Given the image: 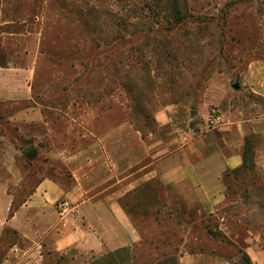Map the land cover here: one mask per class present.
Returning a JSON list of instances; mask_svg holds the SVG:
<instances>
[{"label":"rangeland","instance_id":"374dc122","mask_svg":"<svg viewBox=\"0 0 264 264\" xmlns=\"http://www.w3.org/2000/svg\"><path fill=\"white\" fill-rule=\"evenodd\" d=\"M37 35L30 98L0 101V171H15L12 211L41 177L69 182L54 151L87 148L124 124L166 139L211 106L225 120L264 110V97L252 89L264 90V0H46ZM31 105L42 122L20 131L9 118ZM157 186L121 200L142 233L132 247L57 251L50 232L39 264H102L109 256V264H178L179 246L222 259L214 263L206 252L192 264H264V171L239 175L235 207L195 211L193 219L173 189ZM161 192L164 204L139 206ZM61 200L59 217L74 215L59 213ZM18 239L12 226L0 229V259Z\"/></svg>","mask_w":264,"mask_h":264},{"label":"crops","instance_id":"0c3cea01","mask_svg":"<svg viewBox=\"0 0 264 264\" xmlns=\"http://www.w3.org/2000/svg\"><path fill=\"white\" fill-rule=\"evenodd\" d=\"M45 1L0 0V26L11 28L0 30V101L30 98L39 18ZM15 25L21 30L15 32ZM252 89L264 97L262 88ZM204 116L201 120L189 118L184 127L175 128L173 136L166 139L152 134L145 138L132 125L124 124L105 137H97L87 148L54 151L62 159L69 182L58 176L41 177L16 211L11 210L12 196L8 192L9 180L15 182V171L8 172L9 177L0 171V229L10 225L19 234L0 264H39L41 240L50 232L57 251L79 244L94 251L132 247L142 239V233L121 200L127 203L135 190L143 191L145 196L155 191L157 184L161 189H173L178 204L187 210L184 214L192 219L195 211L216 215L221 209L235 207L242 201L235 189L244 172L241 167L249 141L252 169L264 171V110L248 118L224 119L213 129L204 125ZM9 119L20 131L23 125L42 122L34 105ZM158 195L147 196L139 206L164 204L162 192ZM60 199L72 204L74 215L59 217L55 204ZM219 219L224 221L225 217ZM177 251L183 252L178 264H192L191 259L204 257L206 252L214 263L222 262L210 251L190 255L180 246Z\"/></svg>","mask_w":264,"mask_h":264},{"label":"built area","instance_id":"2783aa9c","mask_svg":"<svg viewBox=\"0 0 264 264\" xmlns=\"http://www.w3.org/2000/svg\"><path fill=\"white\" fill-rule=\"evenodd\" d=\"M223 123L224 118L221 110L217 106H211L204 116V125L209 129H213L219 127ZM58 208L61 215L67 214L74 209L67 200L59 201Z\"/></svg>","mask_w":264,"mask_h":264},{"label":"trees","instance_id":"16d2710c","mask_svg":"<svg viewBox=\"0 0 264 264\" xmlns=\"http://www.w3.org/2000/svg\"><path fill=\"white\" fill-rule=\"evenodd\" d=\"M4 29L6 31H11V28L9 26H3V27L0 26V30L3 31ZM17 31H19V30L15 29V32H17ZM18 137H20V136L18 135ZM246 143H248V138H247V142ZM248 144H249V146L246 145L245 151H244L243 165L241 167L242 171H246V170L252 169L254 167V163H253V160H252V154H253V151L252 150L253 149L251 147L250 141H249ZM26 155L27 156H30V153L29 154H26ZM53 177L55 178V176H53ZM4 230H6V228ZM12 233H15V231H13ZM13 244H14V242H12L11 244H9V248ZM4 256L5 255H3V257ZM3 257H1L0 263H1L2 259H3ZM109 259H110V256L105 260L106 263H102V264H109Z\"/></svg>","mask_w":264,"mask_h":264},{"label":"water","instance_id":"95a60500","mask_svg":"<svg viewBox=\"0 0 264 264\" xmlns=\"http://www.w3.org/2000/svg\"><path fill=\"white\" fill-rule=\"evenodd\" d=\"M234 88H238V83L233 84Z\"/></svg>","mask_w":264,"mask_h":264}]
</instances>
